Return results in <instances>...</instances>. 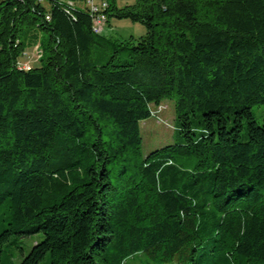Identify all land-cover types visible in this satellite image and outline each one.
<instances>
[{
  "label": "trees",
  "instance_id": "trees-1",
  "mask_svg": "<svg viewBox=\"0 0 264 264\" xmlns=\"http://www.w3.org/2000/svg\"><path fill=\"white\" fill-rule=\"evenodd\" d=\"M104 1L0 0V264H264V0Z\"/></svg>",
  "mask_w": 264,
  "mask_h": 264
},
{
  "label": "rangeland",
  "instance_id": "rangeland-1",
  "mask_svg": "<svg viewBox=\"0 0 264 264\" xmlns=\"http://www.w3.org/2000/svg\"><path fill=\"white\" fill-rule=\"evenodd\" d=\"M135 0H117L120 6L125 4H131ZM101 35L114 39L115 42H126L131 36L138 38L145 32L143 24L138 22H132L128 19H111V25L106 26L100 30ZM48 32L37 31V37L42 40L43 45L46 42ZM29 40V37H26ZM42 45V48H43ZM29 60L33 65H39L40 61L36 58L38 52L34 51L32 47L27 48ZM45 56V54H44ZM152 115L151 117L140 122V131L142 136V153L147 154L149 151L161 147L165 144L172 143L175 139L174 135V108L172 101L163 99L159 104L151 105ZM253 115L255 119L264 124V105H254L252 107ZM39 237H29L26 239V245L29 248ZM27 248V249H28ZM125 264H145L142 261V257L135 255L126 259Z\"/></svg>",
  "mask_w": 264,
  "mask_h": 264
},
{
  "label": "built area",
  "instance_id": "built-area-1",
  "mask_svg": "<svg viewBox=\"0 0 264 264\" xmlns=\"http://www.w3.org/2000/svg\"><path fill=\"white\" fill-rule=\"evenodd\" d=\"M87 6V11L92 16L91 31L94 34L100 32L103 29L106 20L105 9L107 8V3L104 0H84ZM48 18V17H47ZM28 69V66L24 65Z\"/></svg>",
  "mask_w": 264,
  "mask_h": 264
}]
</instances>
